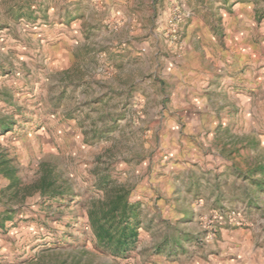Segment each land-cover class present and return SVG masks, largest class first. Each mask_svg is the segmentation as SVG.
<instances>
[{"label": "rangeland", "instance_id": "374dc122", "mask_svg": "<svg viewBox=\"0 0 264 264\" xmlns=\"http://www.w3.org/2000/svg\"><path fill=\"white\" fill-rule=\"evenodd\" d=\"M254 1L252 45L227 0H0V264H185L264 236ZM114 216L138 231L120 256L97 237Z\"/></svg>", "mask_w": 264, "mask_h": 264}, {"label": "crops", "instance_id": "0c3cea01", "mask_svg": "<svg viewBox=\"0 0 264 264\" xmlns=\"http://www.w3.org/2000/svg\"><path fill=\"white\" fill-rule=\"evenodd\" d=\"M227 2L235 3L234 12L225 16L229 33L243 34L245 41L253 45L259 36L256 14L260 5L255 6L254 0ZM184 261L185 264H264V236L258 235L255 229H247L232 233L227 238L221 237L216 242L210 238L206 246Z\"/></svg>", "mask_w": 264, "mask_h": 264}, {"label": "trees", "instance_id": "16d2710c", "mask_svg": "<svg viewBox=\"0 0 264 264\" xmlns=\"http://www.w3.org/2000/svg\"><path fill=\"white\" fill-rule=\"evenodd\" d=\"M110 212L123 217L127 214V205L122 207L114 205ZM125 217L127 218V215ZM111 219L114 220L111 224L107 219V225L97 229V237L114 255H124L135 247L138 240V231L130 226L129 220H124V223H116L117 216Z\"/></svg>", "mask_w": 264, "mask_h": 264}, {"label": "built area", "instance_id": "2783aa9c", "mask_svg": "<svg viewBox=\"0 0 264 264\" xmlns=\"http://www.w3.org/2000/svg\"><path fill=\"white\" fill-rule=\"evenodd\" d=\"M178 10H179L178 8L177 9H174V11L172 13V16H171V19L169 21V27L172 30H174V27L177 25V23L181 19V17L179 16Z\"/></svg>", "mask_w": 264, "mask_h": 264}]
</instances>
